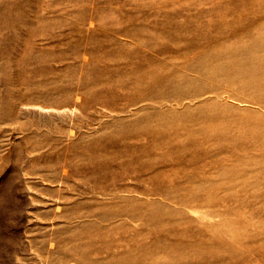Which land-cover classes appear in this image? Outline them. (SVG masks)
I'll use <instances>...</instances> for the list:
<instances>
[{
	"label": "rangeland",
	"instance_id": "obj_1",
	"mask_svg": "<svg viewBox=\"0 0 264 264\" xmlns=\"http://www.w3.org/2000/svg\"><path fill=\"white\" fill-rule=\"evenodd\" d=\"M0 264H264V0H0Z\"/></svg>",
	"mask_w": 264,
	"mask_h": 264
},
{
	"label": "bare ground",
	"instance_id": "obj_2",
	"mask_svg": "<svg viewBox=\"0 0 264 264\" xmlns=\"http://www.w3.org/2000/svg\"><path fill=\"white\" fill-rule=\"evenodd\" d=\"M215 116V115H214ZM214 119V117H212ZM217 118V116L215 117V119ZM210 130V129H209Z\"/></svg>",
	"mask_w": 264,
	"mask_h": 264
}]
</instances>
